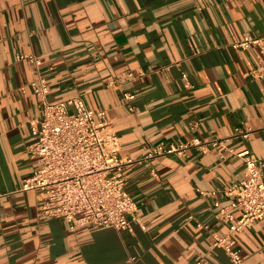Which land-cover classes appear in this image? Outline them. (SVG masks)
Masks as SVG:
<instances>
[{"label":"crops","instance_id":"obj_1","mask_svg":"<svg viewBox=\"0 0 264 264\" xmlns=\"http://www.w3.org/2000/svg\"><path fill=\"white\" fill-rule=\"evenodd\" d=\"M246 36L264 47V0H0V264H232L213 247L231 224L215 203L241 215L225 191L245 163L229 149L264 161V54L233 47ZM31 54L51 103L79 95L107 112L133 161L132 231L41 220L37 192L22 190L30 125L45 117L39 73L18 59ZM226 137L206 154L156 153ZM236 240L242 264H264V219Z\"/></svg>","mask_w":264,"mask_h":264},{"label":"built area","instance_id":"obj_2","mask_svg":"<svg viewBox=\"0 0 264 264\" xmlns=\"http://www.w3.org/2000/svg\"><path fill=\"white\" fill-rule=\"evenodd\" d=\"M255 45L261 46L264 54L262 40L253 36H246L233 47L244 50ZM18 59L29 60L40 72L42 60L36 55H19ZM183 76L187 79V75ZM30 86L42 99L45 117L30 125L32 141L26 148L33 172L22 181V190L37 192L39 219H65L72 231L81 226L132 231V223L138 219V207L126 189L125 169L133 161L121 157V140L107 112L90 109L79 95L51 103L50 86L40 73ZM238 134L248 137L249 131L239 129ZM228 140L229 137L212 141L194 138L189 143L171 144L167 149L160 147L156 153L182 154L196 148L206 154L214 148L227 149ZM229 152L245 163L243 180L225 191L235 197L232 207L239 208L241 215L236 218L231 207L215 203L221 216L231 224L226 237L214 235L213 247L224 249L232 264H242L236 237L255 221L264 219V161L252 157L249 151L235 153L229 149ZM221 158L225 155L221 154ZM203 194L217 197L218 192Z\"/></svg>","mask_w":264,"mask_h":264}]
</instances>
